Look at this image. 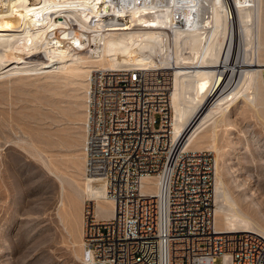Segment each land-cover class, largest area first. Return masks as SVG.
I'll return each mask as SVG.
<instances>
[{
    "label": "bare ground",
    "instance_id": "bare-ground-1",
    "mask_svg": "<svg viewBox=\"0 0 264 264\" xmlns=\"http://www.w3.org/2000/svg\"><path fill=\"white\" fill-rule=\"evenodd\" d=\"M148 1L0 0V47L6 48L0 68L28 57L44 69L84 71L88 86L96 69L174 70L170 125L174 138L188 135V147L196 151L218 153L219 123L234 100L243 99L246 110L264 122V0ZM220 170L217 156L216 228L264 237V224L238 206ZM87 178L94 183L88 199L95 202V216L96 207L107 204L113 218L106 181ZM145 184L158 192V179L145 177ZM75 206L66 210L62 201L59 217L83 242L85 207Z\"/></svg>",
    "mask_w": 264,
    "mask_h": 264
},
{
    "label": "built area",
    "instance_id": "built-area-1",
    "mask_svg": "<svg viewBox=\"0 0 264 264\" xmlns=\"http://www.w3.org/2000/svg\"><path fill=\"white\" fill-rule=\"evenodd\" d=\"M88 81L85 174L106 181L115 215L97 219L87 201L83 263L264 264L262 235L216 228L210 152L173 136L172 71L96 69ZM145 177L158 179L157 193Z\"/></svg>",
    "mask_w": 264,
    "mask_h": 264
},
{
    "label": "rangeland",
    "instance_id": "rangeland-1",
    "mask_svg": "<svg viewBox=\"0 0 264 264\" xmlns=\"http://www.w3.org/2000/svg\"><path fill=\"white\" fill-rule=\"evenodd\" d=\"M20 60L0 68V264H84L83 242L59 212L62 201L66 210L85 207L93 192L82 153L88 75ZM217 147L207 151L215 166L219 157L223 182L238 206L264 224V122L243 99L219 123ZM103 205L97 218L110 219Z\"/></svg>",
    "mask_w": 264,
    "mask_h": 264
}]
</instances>
